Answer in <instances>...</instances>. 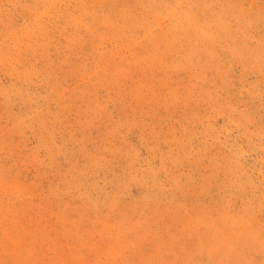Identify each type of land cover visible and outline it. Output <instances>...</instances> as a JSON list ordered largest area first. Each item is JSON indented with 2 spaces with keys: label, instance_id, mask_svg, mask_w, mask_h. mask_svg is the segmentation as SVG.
Here are the masks:
<instances>
[{
  "label": "rangeland",
  "instance_id": "374dc122",
  "mask_svg": "<svg viewBox=\"0 0 264 264\" xmlns=\"http://www.w3.org/2000/svg\"><path fill=\"white\" fill-rule=\"evenodd\" d=\"M0 264H264V0H0Z\"/></svg>",
  "mask_w": 264,
  "mask_h": 264
}]
</instances>
